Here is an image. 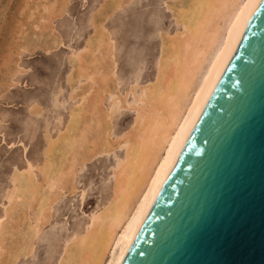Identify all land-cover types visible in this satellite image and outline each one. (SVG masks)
Returning a JSON list of instances; mask_svg holds the SVG:
<instances>
[{"label": "bare ground", "instance_id": "bare-ground-1", "mask_svg": "<svg viewBox=\"0 0 264 264\" xmlns=\"http://www.w3.org/2000/svg\"><path fill=\"white\" fill-rule=\"evenodd\" d=\"M68 1H48L44 10L33 13L31 27L40 37L47 36V42L30 43L33 47L22 44L17 56L25 51L32 54L38 47L48 55L64 45L53 22L67 12ZM133 1L102 3L92 15L94 35L84 47L72 49L68 82L75 92L71 96L75 106L64 127L55 134L47 129L41 159L30 161L23 146L26 166L15 164L5 193L7 206L0 216V264L35 258L37 241L51 225L56 205L66 195H76L78 176L88 163L112 155L110 176L102 183L104 198L81 227L59 239L62 244L50 261L122 263L261 0L165 1L177 26L160 33L155 75L143 80L139 71L123 94L115 42L105 22ZM21 72L25 69L16 67L13 78ZM13 78L6 83L9 88L18 85ZM77 85H82L79 92ZM54 96L56 104L59 97ZM30 110L33 116L43 113L37 100L31 101ZM125 110L134 113L132 123L116 132L115 118ZM87 189L81 191L80 203L86 200Z\"/></svg>", "mask_w": 264, "mask_h": 264}, {"label": "water", "instance_id": "water-1", "mask_svg": "<svg viewBox=\"0 0 264 264\" xmlns=\"http://www.w3.org/2000/svg\"><path fill=\"white\" fill-rule=\"evenodd\" d=\"M121 264H264V0Z\"/></svg>", "mask_w": 264, "mask_h": 264}, {"label": "rangeland", "instance_id": "rangeland-1", "mask_svg": "<svg viewBox=\"0 0 264 264\" xmlns=\"http://www.w3.org/2000/svg\"><path fill=\"white\" fill-rule=\"evenodd\" d=\"M48 1L51 0H0V216L4 214L7 206L5 193L11 185L15 164H19L21 168L26 166L27 158L23 146H27L30 161L41 159L47 144L46 133L49 131L55 134L69 119L71 109L76 103L71 99L75 92L71 89L72 84L68 82L72 72V68L69 67L71 65L68 66L69 55L72 49L84 47L86 41L94 35L92 15L106 0H69L67 12L53 22L64 45L48 55L43 48L38 47L34 49L35 53L33 51L29 54V51H25L21 53L22 57L21 54L20 57L17 56L20 48L26 43L33 47L31 44L43 46L47 42L45 41L47 36L40 37L31 24L35 20L32 16L39 10L42 11ZM165 1L170 2L134 0L105 22V27L111 36L113 35L115 42V58L118 75L123 82L121 85L123 94L130 89V80L139 71L143 80L155 75L156 58L160 52V33L164 30H175L177 26L173 13L166 9ZM18 66L24 68L25 72L16 73L13 78ZM9 76L15 79L18 85L9 88ZM78 86L77 92L82 85ZM55 94L59 97L56 104ZM32 100L40 103L43 108L42 115L33 116L30 110ZM129 100H132L131 96ZM106 104L108 106L109 102ZM133 114L125 110L116 116L114 121L116 132L130 126ZM113 157V155L110 158L102 157L88 163V168L86 166L84 173L81 172L82 174L78 176V186L82 188L79 187L80 192L73 194L77 198L66 195L56 205L51 225L37 241L36 257L22 259L18 264H51L53 252L62 244L59 243V239L67 237L81 227L88 219L87 216L102 201V197L104 198L106 191L102 183L110 176V166L115 161ZM37 174L40 178V174ZM87 186L91 188L88 190ZM85 188L90 196L87 195L82 205L79 195ZM100 191H103V195ZM58 251H61L60 247Z\"/></svg>", "mask_w": 264, "mask_h": 264}]
</instances>
